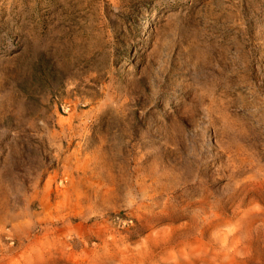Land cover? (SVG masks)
I'll return each mask as SVG.
<instances>
[{"label": "rangeland", "instance_id": "1", "mask_svg": "<svg viewBox=\"0 0 264 264\" xmlns=\"http://www.w3.org/2000/svg\"><path fill=\"white\" fill-rule=\"evenodd\" d=\"M0 264H264V0H0Z\"/></svg>", "mask_w": 264, "mask_h": 264}, {"label": "bare ground", "instance_id": "2", "mask_svg": "<svg viewBox=\"0 0 264 264\" xmlns=\"http://www.w3.org/2000/svg\"><path fill=\"white\" fill-rule=\"evenodd\" d=\"M157 15V14H156ZM149 23V22H148ZM147 25V24H146Z\"/></svg>", "mask_w": 264, "mask_h": 264}]
</instances>
